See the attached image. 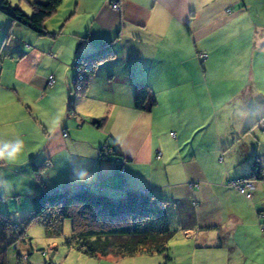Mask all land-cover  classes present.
Returning <instances> with one entry per match:
<instances>
[{
    "label": "crops",
    "instance_id": "obj_1",
    "mask_svg": "<svg viewBox=\"0 0 264 264\" xmlns=\"http://www.w3.org/2000/svg\"><path fill=\"white\" fill-rule=\"evenodd\" d=\"M59 8L41 37L0 17V46L8 29L16 37L0 54V147L24 145L15 162L0 164V210L21 223L42 193L90 189L117 198L130 189L168 202L178 242L169 264H211L207 254L212 264L246 259L241 245L261 238L260 217L227 183L255 162L264 168L261 150L244 140L230 151L264 118L254 70V56L264 59V0H62ZM22 28L24 37L16 35ZM105 48L115 56L75 95V59ZM142 84L148 99L139 110L134 90ZM176 115L188 142L175 129L163 133ZM211 115L214 128L194 147L197 122L204 131Z\"/></svg>",
    "mask_w": 264,
    "mask_h": 264
},
{
    "label": "trees",
    "instance_id": "obj_2",
    "mask_svg": "<svg viewBox=\"0 0 264 264\" xmlns=\"http://www.w3.org/2000/svg\"><path fill=\"white\" fill-rule=\"evenodd\" d=\"M61 3L62 0H33L28 15L8 0H1L0 14L9 18L11 23L24 26L41 37L48 35L45 21ZM11 35L8 29L3 41ZM114 56L115 52L107 48L91 55L78 56L72 76L75 95H85L98 65ZM148 90L143 84L135 87L136 109H145ZM99 123L93 122L94 126H100ZM115 154L119 157L118 151ZM240 180L264 181V168L255 162ZM31 204L30 212L19 227L24 241L26 229L32 223L42 224L47 238L63 237V223L68 220L71 232L70 236L63 238L64 245L88 258L119 261L138 255H164L162 264L170 263L169 243L177 231L171 225L168 202L161 198L130 189L117 198L90 189L77 192L62 189L33 196ZM14 224L0 210V264H7L6 250L16 241L15 236L10 234V227Z\"/></svg>",
    "mask_w": 264,
    "mask_h": 264
},
{
    "label": "rangeland",
    "instance_id": "obj_3",
    "mask_svg": "<svg viewBox=\"0 0 264 264\" xmlns=\"http://www.w3.org/2000/svg\"><path fill=\"white\" fill-rule=\"evenodd\" d=\"M1 1V0H0ZM13 6L20 7L23 11H27L26 14L30 13V2L33 0H8ZM60 9V10H59ZM57 9L60 13L62 11V8ZM55 15V14H53ZM0 17L5 19L7 21L8 19L0 14ZM53 17V16H52ZM56 17V16H55ZM9 21V20H8ZM17 25V24H15ZM26 30H19L16 35L20 37H24ZM11 36L3 41V46L1 44L0 49L1 53H7L11 48L15 45V35L11 30ZM3 37V36H2ZM4 39V37H3ZM255 57V81H257V85L261 90H263L264 94V59L258 58L257 54ZM262 60V61H261ZM259 63V64H258ZM70 116L67 113V117ZM176 120L172 124V126H169L166 129H162L163 133H166L168 130L173 133L177 132L180 136L184 137V141L188 142V131H186L183 127L180 126L183 122V119L180 117H177ZM212 116V115H211ZM202 118V117H199ZM213 119H210L208 123H206L207 127L204 128V131L202 127L199 125V122H197L196 126L197 130H194L193 134V146L196 147L204 134L210 133L211 129L214 128V122H211ZM252 133H248L246 135H243L240 137H237L234 141L231 147L232 149L230 151H234V154L239 153V144H236L238 140H244V144L250 147V150L259 149L261 150V164L264 167V118L261 120L260 124L256 126ZM191 126L188 125V130H191ZM207 128V130H206ZM180 129V130H179ZM171 130V131H170ZM171 134V137H174V134ZM185 134V135H184ZM192 134V135H193ZM191 143V142H190ZM223 154V153H222ZM222 156V155H221ZM222 158V157H221ZM223 160V158H222ZM233 180H229L227 185L230 186V183H232ZM239 184H242V181H237ZM250 188L247 189L248 194H250V197H247L246 194L240 193L235 187L230 186L231 188L236 189L240 194L244 195V197L251 202L253 205L249 204L247 200H245V204L247 205V209H250L251 213L255 216V214L260 217L259 218V231L257 232L260 234L261 238L259 236L253 237L251 240L247 241L244 240L242 246V253H239L240 256L245 257L246 259H235L237 261V264H264V181H257V182H249ZM258 189L255 191V188ZM255 211V214H254ZM251 218V217H250ZM171 219V216H170ZM23 221H21L22 223ZM21 223H16L13 226L10 227V234L15 236L14 240V246H10L6 250V257H7V264H97L96 259L88 258L85 255L77 252L74 249L67 248L63 243V238L70 236L71 232V224L70 221L66 220L63 223V237H53V238H47L45 234L44 227L42 224L32 223L27 229H26V238L25 241L22 240L21 235L19 234V227L21 226ZM262 224V225H261ZM172 227L173 223L171 224ZM263 233V234H262ZM250 237V235H248ZM30 241H27V240ZM177 238H174L172 241H170L169 246L171 245H177L178 242L175 240ZM174 243V244H173ZM16 247V250L15 248ZM206 255V254H205ZM212 254H207L206 259H212L211 264L214 262ZM214 257H219L215 256ZM225 255V253L223 254ZM237 255V254H235ZM169 258L171 257L169 251H168ZM227 258L228 256L234 257V254L232 252H228L225 255ZM236 258H239L237 256ZM130 259H144L143 261L147 264H154L159 262H163L165 259L164 255H138L134 257L125 258L124 263L122 260L119 261H111L114 264H135V260ZM171 259V258H170ZM101 261V263H104L102 261L104 260H98ZM106 262V261H105Z\"/></svg>",
    "mask_w": 264,
    "mask_h": 264
},
{
    "label": "built area",
    "instance_id": "obj_4",
    "mask_svg": "<svg viewBox=\"0 0 264 264\" xmlns=\"http://www.w3.org/2000/svg\"><path fill=\"white\" fill-rule=\"evenodd\" d=\"M112 9L118 10L119 6L116 3H113ZM199 58L204 60L206 58V55H200ZM53 84H54V77L53 76L48 77L47 85L51 87V86H53ZM64 135L66 136L67 134L65 133ZM0 148H2V147H0ZM110 154H111V150L108 148H105V149H103V151L100 155V158L105 160V161H108ZM1 162L2 161H0V164H1ZM115 164H116L117 174L120 175L124 171L123 167H122L121 159L117 158V160L115 161ZM230 186L235 187L240 193L246 194L247 197H250V194H248V192H247V189L250 188L249 182L242 181V184H239L237 181H233L232 183H230ZM14 248L16 250V247H14Z\"/></svg>",
    "mask_w": 264,
    "mask_h": 264
},
{
    "label": "clouds",
    "instance_id": "obj_5",
    "mask_svg": "<svg viewBox=\"0 0 264 264\" xmlns=\"http://www.w3.org/2000/svg\"><path fill=\"white\" fill-rule=\"evenodd\" d=\"M23 147V142L20 140H17L14 143H4V146L0 148V161H4L6 163L15 162L22 153ZM80 179L83 180L84 175H81Z\"/></svg>",
    "mask_w": 264,
    "mask_h": 264
}]
</instances>
